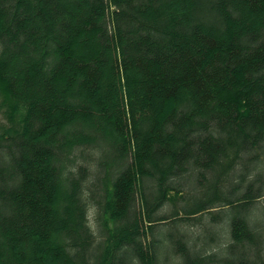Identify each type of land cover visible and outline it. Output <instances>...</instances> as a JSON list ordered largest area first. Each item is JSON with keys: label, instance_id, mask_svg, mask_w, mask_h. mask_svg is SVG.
Here are the masks:
<instances>
[{"label": "trees", "instance_id": "16d2710c", "mask_svg": "<svg viewBox=\"0 0 264 264\" xmlns=\"http://www.w3.org/2000/svg\"><path fill=\"white\" fill-rule=\"evenodd\" d=\"M254 148L264 0H0V264H264V191L176 184ZM215 202L243 210L220 240Z\"/></svg>", "mask_w": 264, "mask_h": 264}, {"label": "rangeland", "instance_id": "374dc122", "mask_svg": "<svg viewBox=\"0 0 264 264\" xmlns=\"http://www.w3.org/2000/svg\"><path fill=\"white\" fill-rule=\"evenodd\" d=\"M264 151V150H263ZM257 149L254 148L249 150L244 154L241 160L238 162V165L231 167L226 173L221 175V168L216 167L215 170L210 169H201L200 171H193L190 175H185L180 179L176 180V184L180 185L183 189L182 193L186 196L189 201V206L198 205L201 203H206L212 200H215V194L221 195V200L229 199L234 200L241 194L249 192L251 194H258L264 191V177L259 178L260 173L264 174V155L262 158L257 157ZM264 154V152H263ZM229 161H225V166H227ZM235 165V162H233ZM224 166V167H225ZM200 172L204 175L201 176ZM249 172V173H248ZM246 174L245 179L240 180L237 175ZM248 173V174H247ZM146 191L149 192L147 184H145ZM184 204V201L180 200L177 202V205L180 207ZM220 203L215 202L213 206H220ZM174 209V202L170 200L167 202L162 209V213L170 212ZM214 213L210 214V220L205 221L207 215L204 216V232L209 234L216 235V240H220L223 236V229L225 223L221 220H226L231 218L233 213H241L242 207L238 205L228 204L227 206H220L212 209ZM210 213V212H205ZM97 207L93 206L90 213V223L97 229L96 221ZM215 214L219 217L217 221L212 220V215ZM243 214L246 216H251L254 221L263 222L264 221V206H259L251 208L249 210H244ZM172 230L175 232V238H177L179 233L182 232H191L186 226H182L178 223L172 226ZM212 238V237H211ZM206 239H210L206 237ZM237 249V248H235ZM158 250H165L164 246H160ZM230 254V251L226 250V247L220 248L219 253L221 255ZM224 256V255H223Z\"/></svg>", "mask_w": 264, "mask_h": 264}]
</instances>
